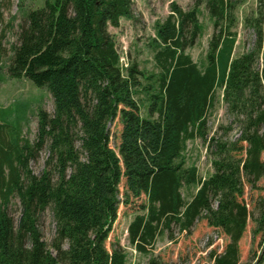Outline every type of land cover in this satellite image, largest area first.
Instances as JSON below:
<instances>
[{"label": "trees", "instance_id": "1", "mask_svg": "<svg viewBox=\"0 0 264 264\" xmlns=\"http://www.w3.org/2000/svg\"><path fill=\"white\" fill-rule=\"evenodd\" d=\"M199 5L184 10L172 2L168 17L157 22L150 44L157 75L135 61L123 68L108 31L122 18H133V0H46L26 12L9 76L47 89L55 108L51 115L39 107L34 144L22 136L25 111L0 108V264H129L127 251L116 243L109 249L107 241L120 205L135 199L142 200V213L130 223L128 235L136 251L148 253L174 224L182 234L190 233L204 218L229 239L222 252H211L213 264H247L241 262L240 241L250 217L254 235L264 233V195L253 212L244 200L245 182L254 185L264 178V67L255 68V52L234 57L231 4L208 0L215 30L221 28L201 69L186 52L201 33ZM263 25L261 12L254 24L260 39ZM156 76V82L144 84ZM218 87L240 117L242 132L238 143L212 138L215 171L203 180L197 166H187L184 151L189 140L206 136ZM143 92L151 104L146 117L137 98ZM117 118L123 125L118 151L109 129ZM48 139L50 156L37 176L30 161ZM239 149L243 157L233 154ZM190 185L198 187L186 199L182 189ZM15 195L22 204L18 225L8 212ZM49 207L56 222L53 250L39 227ZM149 264L167 263L157 256Z\"/></svg>", "mask_w": 264, "mask_h": 264}, {"label": "rangeland", "instance_id": "2", "mask_svg": "<svg viewBox=\"0 0 264 264\" xmlns=\"http://www.w3.org/2000/svg\"><path fill=\"white\" fill-rule=\"evenodd\" d=\"M46 0H2L0 5V108L7 111L20 109L25 111L26 119L22 122V136L32 144L37 140L39 118L38 109L41 107L48 114L53 115L55 103L52 94L47 89L37 88L26 78L17 79L9 76L8 67L14 55L13 47L19 44L21 28L26 26V12L32 8H40ZM208 0H133V18H122L120 26H109L108 31L116 40L117 50L120 54L123 68L135 61L141 70L155 75L160 68L154 59V50L151 47L152 39L156 36L157 22H163L171 12L172 2H177L184 10L193 8L199 3V20L201 33L195 45L186 49L201 69L207 65V53L214 33H218L221 26L215 30L214 19L207 7ZM231 4L229 10L235 18L232 27L236 34L234 57L244 53L255 52V68L262 70L264 67V36L262 39L254 27L255 21L264 13V0H228ZM226 25V24H225ZM223 26V23H222ZM264 26V25H263ZM126 66V67H125ZM153 81H145L149 84ZM156 82V81H155ZM156 84V83H154ZM157 86V85H156ZM141 114L149 115L150 100L147 93H139ZM15 116V115H13ZM155 118L158 117L156 113ZM14 118V117H13ZM123 125L120 118L109 123L111 133V146L118 151L120 135ZM242 132L240 117L233 114L223 96L222 87L215 92L214 102L208 112L207 134L205 137H196L187 142L184 156L187 166L195 165L199 176L204 180L215 171L213 160L217 156V146L212 145V138L228 144L238 143ZM51 140H47L42 149L35 153L30 161V168L37 176L42 175L50 156ZM76 147L81 150V140L76 138ZM241 143H239L240 145ZM246 146V143H244ZM237 157H243V152L233 151ZM84 158V154H82ZM70 173V170H69ZM54 178L57 176L54 174ZM197 185L184 186L182 191L186 199H190L197 190ZM244 200L253 212L259 196L264 195V178L256 184L245 182ZM120 198L124 200L126 181L123 179L119 185ZM144 199V198H143ZM142 200H133L128 205L121 204L119 216L113 226V231L107 241L111 249L112 243L120 245L127 251L129 264H149L152 257H160L167 264H213L211 252H222L228 237L224 232L212 227L207 220L200 219L190 233L182 234L179 226L174 224L172 230L161 233L154 247L148 253H140L130 245L128 227L135 216L142 213L138 204ZM216 205V203H215ZM8 212L14 218L16 225L22 215V204L18 195L11 198ZM39 227L43 239L50 249L56 233V222L52 209L49 207L41 215ZM255 222L249 218L247 229L240 241L241 262L259 264L264 258V233L254 235ZM53 250V249H52ZM263 255V256H262ZM261 259L258 261V259ZM258 261V262H257ZM264 264V261L261 263Z\"/></svg>", "mask_w": 264, "mask_h": 264}, {"label": "water", "instance_id": "3", "mask_svg": "<svg viewBox=\"0 0 264 264\" xmlns=\"http://www.w3.org/2000/svg\"><path fill=\"white\" fill-rule=\"evenodd\" d=\"M263 251H264V249H263ZM262 256H263V255H262ZM260 259H261V257L258 259V261H259ZM258 261H257V262H258Z\"/></svg>", "mask_w": 264, "mask_h": 264}]
</instances>
